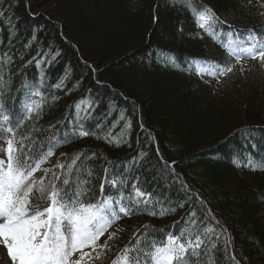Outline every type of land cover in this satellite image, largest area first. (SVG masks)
<instances>
[{"label": "trees", "instance_id": "trees-1", "mask_svg": "<svg viewBox=\"0 0 264 264\" xmlns=\"http://www.w3.org/2000/svg\"><path fill=\"white\" fill-rule=\"evenodd\" d=\"M198 4L219 17L215 37L198 27L186 5L172 0H0V56L12 57L4 70L8 87L0 86L5 106L21 107L27 100L23 85H39L48 101L41 119L25 121L17 137L31 133L42 140L49 125L57 133L69 119L74 126L73 106L91 101L80 116L88 117L81 121L84 130L95 134L58 146L55 153L66 154L58 162L83 153L76 168L96 196L104 169L126 179V189L136 184L152 193L151 204L116 222L120 231L103 264L134 234L143 233L142 240L176 234L192 211L193 231L207 225L219 234L212 237L216 264H234L222 254L229 239L240 264H264V168L248 165L249 159L264 163V67L246 60L243 73L237 64L215 84L188 70L196 59L234 64L220 41L229 32L233 39L249 30L264 35V2L192 0ZM61 79L64 85L56 89ZM162 209V216L148 214Z\"/></svg>", "mask_w": 264, "mask_h": 264}, {"label": "snow or ice", "instance_id": "snow-or-ice-1", "mask_svg": "<svg viewBox=\"0 0 264 264\" xmlns=\"http://www.w3.org/2000/svg\"><path fill=\"white\" fill-rule=\"evenodd\" d=\"M172 2L186 5L193 13L198 27L210 36L217 35L216 25L220 21L210 7L199 4L193 7L192 0ZM220 43L227 55L235 61L234 64L193 60L189 62L188 70H194L198 76L208 75L219 81L220 77L231 73L237 64L241 65L240 71L243 73L241 62L245 60L256 61L264 67V35L257 34L255 30L242 35L237 32L236 39L229 32L227 39ZM51 60H55V56ZM51 60L48 62L51 63ZM41 62L37 60L36 65L39 66ZM11 63L12 57L8 52L0 56V86L4 89L8 87V82L4 80V70ZM63 85L64 80L61 79L55 88L61 89ZM23 87L27 90V100L16 110L5 106L4 92L0 91V139L5 142V155L0 156V246L6 250L5 258L9 260V264H96L97 261L103 264L104 259L112 252L109 241L116 238L120 231L108 230L122 217L137 214L141 210L140 205L151 204L152 193L142 191L136 184L129 185L128 190L125 188L126 179H120L117 174L109 177L108 169H104L105 176L100 182L99 196H96L91 191L90 180L82 178V169L76 168V162L83 153H77L70 163L57 162L52 168H42L55 155L58 146L69 143L72 139L95 134L84 130L81 121L88 117L80 116L81 111L87 113L93 105L88 100L76 103L73 106L78 117L75 125L69 127L72 125V120L69 119L67 125L62 124V130L54 133L51 129L55 128V124H51L45 130L49 135L42 140L33 137L31 133L17 137V131L25 121L41 119L44 105L48 103L47 96L40 92L39 85ZM57 99L59 98L52 97L53 101ZM82 105L85 107L82 108ZM120 118L124 119L123 113ZM125 127L131 128L130 120ZM248 135H251V130ZM65 155L61 153V156ZM95 155L92 153L91 157ZM138 155L142 158L145 154ZM163 163L166 167H172L175 162ZM248 165L253 170L257 167L264 168V163L254 164L251 159ZM54 169L61 171L58 174ZM84 171L87 177L92 176L91 170ZM37 172L42 174L37 177ZM41 201L45 203L42 205ZM183 206L182 203L177 204V207ZM167 211L175 212L176 209ZM208 213L211 214L210 209ZM148 214L162 216L165 210ZM189 217L191 219L186 221L185 227L180 231L165 234L159 240L155 236L142 240L143 233L134 234L133 239L110 264H216L214 250H217V244L212 237L216 236L218 240L219 234L214 227L207 225L193 231L197 224L196 212H190ZM144 228L147 231L148 226ZM106 233L104 243H99ZM230 243V239L225 242L222 254L227 255L234 264H240L235 254L229 252ZM84 249L91 251L86 252Z\"/></svg>", "mask_w": 264, "mask_h": 264}, {"label": "rangeland", "instance_id": "rangeland-1", "mask_svg": "<svg viewBox=\"0 0 264 264\" xmlns=\"http://www.w3.org/2000/svg\"><path fill=\"white\" fill-rule=\"evenodd\" d=\"M260 1H263L264 0H260ZM199 61V60H197ZM203 78L211 83V84H215L216 83V78H213V77H210L208 75H204ZM4 144L5 142H3L2 140H0V156H4L5 155V151H4ZM61 153H55L54 156H52L45 164L42 165V168H52L54 164H56L58 162V159L60 157ZM42 173L41 172H37L35 175L37 177H39ZM118 228L117 224L115 223L113 225L112 228H110L108 231L109 232H112V231H115L116 229ZM107 237V233L105 234V236L101 237L100 240H99V243L103 244L105 239ZM84 251H91V249H84ZM5 252L6 250L0 246V264H9V260L5 258ZM78 255V254H77ZM76 257H74L75 259Z\"/></svg>", "mask_w": 264, "mask_h": 264}]
</instances>
